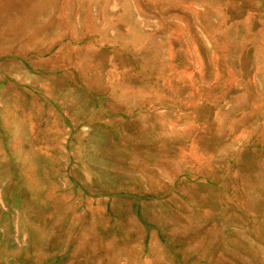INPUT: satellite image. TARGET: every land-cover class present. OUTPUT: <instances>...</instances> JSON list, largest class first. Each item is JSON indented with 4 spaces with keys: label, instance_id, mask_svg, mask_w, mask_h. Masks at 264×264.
I'll use <instances>...</instances> for the list:
<instances>
[{
    "label": "rangeland",
    "instance_id": "rangeland-1",
    "mask_svg": "<svg viewBox=\"0 0 264 264\" xmlns=\"http://www.w3.org/2000/svg\"><path fill=\"white\" fill-rule=\"evenodd\" d=\"M0 264H264V0H0Z\"/></svg>",
    "mask_w": 264,
    "mask_h": 264
}]
</instances>
